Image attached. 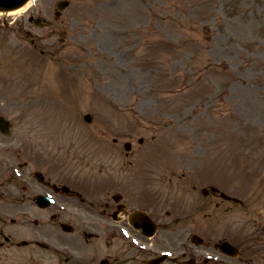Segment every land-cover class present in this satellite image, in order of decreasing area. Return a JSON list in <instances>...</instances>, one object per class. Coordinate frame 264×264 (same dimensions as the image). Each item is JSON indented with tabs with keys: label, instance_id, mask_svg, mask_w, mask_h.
I'll use <instances>...</instances> for the list:
<instances>
[{
	"label": "rangeland",
	"instance_id": "374dc122",
	"mask_svg": "<svg viewBox=\"0 0 264 264\" xmlns=\"http://www.w3.org/2000/svg\"><path fill=\"white\" fill-rule=\"evenodd\" d=\"M57 1L0 13V114L12 125L10 135L0 133V169L14 160L20 136L51 146L62 135L74 148L65 159L86 174L107 161L106 137H142L132 158L120 145L110 150L118 168L140 178L178 179L164 184L161 208L175 212L165 225L178 217L206 243L209 236L214 253L226 257L214 244L229 239L249 251L239 258H254L228 264H264V0H69L56 20ZM38 17L50 24L35 25ZM208 186L240 203L203 197ZM159 237L153 241L170 245ZM116 245L119 264H144L147 256ZM85 249V258L65 264L104 255ZM31 252L17 264L66 256ZM13 258L5 254L4 264Z\"/></svg>",
	"mask_w": 264,
	"mask_h": 264
},
{
	"label": "flooded vegetation",
	"instance_id": "af4514ba",
	"mask_svg": "<svg viewBox=\"0 0 264 264\" xmlns=\"http://www.w3.org/2000/svg\"><path fill=\"white\" fill-rule=\"evenodd\" d=\"M40 139L41 136H35L30 143H25V140L17 143L19 180L8 176L6 183L3 174L0 181V264H4L5 254L11 253L19 261L26 249L31 253L42 250L45 254L58 251V247L78 249L82 243L80 237L84 238L88 227L93 229L95 256L103 253L101 259H106L107 264H119V257L115 255L118 240L126 244V251L138 249L120 236L121 228L129 227V219L136 224L144 223L146 214L158 226L162 219L159 210L161 194L151 192L147 183H137L143 178L126 174L128 169L117 167V162L113 161L114 150L119 148H116L117 138L110 143L114 153H106L108 157L105 159L109 162L100 163L91 181L74 174L67 166L68 162L56 159L62 158L73 147L62 145L58 137L52 139L57 145L51 146L42 144ZM121 172L122 175H118ZM154 180L160 181L155 185L159 186L164 179ZM39 195L49 199L42 207L36 203ZM87 207L92 210H87ZM208 208L206 215L209 219ZM92 214L94 221L87 224L85 220ZM181 233L178 230L168 235L177 239ZM131 235L144 239L140 234H134L132 229ZM180 249L179 246L174 247L175 252ZM204 250L208 254L206 264H209V244ZM188 252L197 256L201 254L197 249L183 254ZM167 261L170 264L177 262L175 259Z\"/></svg>",
	"mask_w": 264,
	"mask_h": 264
},
{
	"label": "water",
	"instance_id": "95a60500",
	"mask_svg": "<svg viewBox=\"0 0 264 264\" xmlns=\"http://www.w3.org/2000/svg\"><path fill=\"white\" fill-rule=\"evenodd\" d=\"M26 1L27 0H0V10H11V9L17 8L21 6L22 4H24ZM66 4H67V1H59L57 3V8L61 10L66 6ZM58 14L59 13L57 12L56 15ZM4 123L5 122H3V119L0 118V125L2 127L5 126Z\"/></svg>",
	"mask_w": 264,
	"mask_h": 264
},
{
	"label": "bare ground",
	"instance_id": "6f19581e",
	"mask_svg": "<svg viewBox=\"0 0 264 264\" xmlns=\"http://www.w3.org/2000/svg\"><path fill=\"white\" fill-rule=\"evenodd\" d=\"M27 5V4H26ZM23 8H20V9H17L16 11H20V10H22ZM16 11H13V12H16Z\"/></svg>",
	"mask_w": 264,
	"mask_h": 264
}]
</instances>
